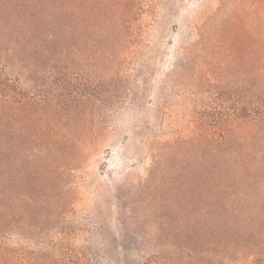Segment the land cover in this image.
Instances as JSON below:
<instances>
[{
  "label": "rangeland",
  "instance_id": "1",
  "mask_svg": "<svg viewBox=\"0 0 264 264\" xmlns=\"http://www.w3.org/2000/svg\"><path fill=\"white\" fill-rule=\"evenodd\" d=\"M0 77V264H264V0H0Z\"/></svg>",
  "mask_w": 264,
  "mask_h": 264
},
{
  "label": "trees",
  "instance_id": "2",
  "mask_svg": "<svg viewBox=\"0 0 264 264\" xmlns=\"http://www.w3.org/2000/svg\"><path fill=\"white\" fill-rule=\"evenodd\" d=\"M11 80L8 77H0V128H2V131L6 132V120L8 118V105L11 102V89H12ZM18 86H16L17 91ZM13 90V89H12ZM20 102V100H18ZM16 102V101H15ZM260 107L253 106L249 107L247 103H241L240 101L235 102L234 104V112L235 113V119L241 120L242 123L248 122L249 120L257 122V123H263L264 124V109L262 111H259ZM230 112V111H229ZM229 112L226 113L225 119L222 121H219L220 127L224 125V123L229 122L230 117H228ZM257 112V116L260 117H252ZM232 116V115H231ZM217 128L219 125L216 126ZM224 138H226L224 136Z\"/></svg>",
  "mask_w": 264,
  "mask_h": 264
}]
</instances>
